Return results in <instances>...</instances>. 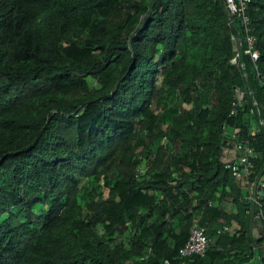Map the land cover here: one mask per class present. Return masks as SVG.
<instances>
[{"label": "trees", "instance_id": "1", "mask_svg": "<svg viewBox=\"0 0 264 264\" xmlns=\"http://www.w3.org/2000/svg\"><path fill=\"white\" fill-rule=\"evenodd\" d=\"M246 14L0 0V264H264V196L222 157L264 167V0ZM196 225L210 244L183 257Z\"/></svg>", "mask_w": 264, "mask_h": 264}, {"label": "built area", "instance_id": "2", "mask_svg": "<svg viewBox=\"0 0 264 264\" xmlns=\"http://www.w3.org/2000/svg\"><path fill=\"white\" fill-rule=\"evenodd\" d=\"M250 0H225L227 9L230 14L238 15L241 17L242 22L246 26L250 23V17L246 14L248 3ZM249 47L246 53L252 56L256 62L259 58V50L254 48L255 37L248 36ZM244 94L239 92V99H243ZM235 109L232 110V113ZM222 156L225 161V167L232 171L233 176L240 181L241 187L247 192V198L253 203L259 204V199L262 198L261 193L264 191V167L255 168L254 160L257 156L255 148L247 143L240 141H228L222 146ZM262 216V211L258 212L257 217ZM236 223V222H235ZM234 223V224H235ZM237 224V223H236ZM233 226H224L220 231H233ZM210 244L205 227L194 226L192 233L185 244L180 250L183 257H188L193 254L204 256Z\"/></svg>", "mask_w": 264, "mask_h": 264}, {"label": "clouds", "instance_id": "3", "mask_svg": "<svg viewBox=\"0 0 264 264\" xmlns=\"http://www.w3.org/2000/svg\"><path fill=\"white\" fill-rule=\"evenodd\" d=\"M222 157H223V156H222ZM223 160H224V159H223ZM224 162H225V161H224ZM144 170H145V168H144V169H143V168L140 169V171H144ZM263 192H264V191H263ZM261 196H262V198H263L264 195H262V193H261ZM247 200H248V198H247ZM247 200H246V201H247ZM248 201H249V200H248ZM248 203H249V202H248ZM22 213H23V212H21V214H22Z\"/></svg>", "mask_w": 264, "mask_h": 264}, {"label": "water", "instance_id": "4", "mask_svg": "<svg viewBox=\"0 0 264 264\" xmlns=\"http://www.w3.org/2000/svg\"><path fill=\"white\" fill-rule=\"evenodd\" d=\"M262 195H264V192H262ZM248 202H249V201L247 200L246 203L248 204Z\"/></svg>", "mask_w": 264, "mask_h": 264}, {"label": "rangeland", "instance_id": "5", "mask_svg": "<svg viewBox=\"0 0 264 264\" xmlns=\"http://www.w3.org/2000/svg\"><path fill=\"white\" fill-rule=\"evenodd\" d=\"M143 169H144V167H143Z\"/></svg>", "mask_w": 264, "mask_h": 264}]
</instances>
